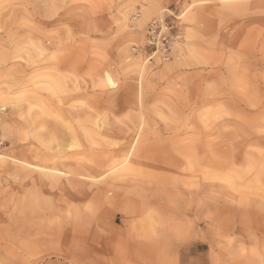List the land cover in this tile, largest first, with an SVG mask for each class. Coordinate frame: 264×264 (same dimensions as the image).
Wrapping results in <instances>:
<instances>
[{
	"label": "rangeland",
	"instance_id": "rangeland-1",
	"mask_svg": "<svg viewBox=\"0 0 264 264\" xmlns=\"http://www.w3.org/2000/svg\"><path fill=\"white\" fill-rule=\"evenodd\" d=\"M0 264H264V0H0Z\"/></svg>",
	"mask_w": 264,
	"mask_h": 264
},
{
	"label": "bare ground",
	"instance_id": "bare-ground-1",
	"mask_svg": "<svg viewBox=\"0 0 264 264\" xmlns=\"http://www.w3.org/2000/svg\"><path fill=\"white\" fill-rule=\"evenodd\" d=\"M241 3V2H240ZM240 3H237L236 4V6L238 7V6H240L241 4ZM250 3H253V4H255L254 2H250ZM212 16H213V14H212ZM197 23V25H198V22H196ZM239 70V69H238ZM244 76V75H243ZM241 78V77H240ZM195 152V151H194ZM246 155V154H245ZM246 157V156H245ZM199 158V157H198ZM252 158V157H251Z\"/></svg>",
	"mask_w": 264,
	"mask_h": 264
},
{
	"label": "crops",
	"instance_id": "crops-1",
	"mask_svg": "<svg viewBox=\"0 0 264 264\" xmlns=\"http://www.w3.org/2000/svg\"><path fill=\"white\" fill-rule=\"evenodd\" d=\"M197 22H198L197 27L200 28V26H199V25H200V21H197ZM196 24H197V23H196ZM207 28H209V27L207 26Z\"/></svg>",
	"mask_w": 264,
	"mask_h": 264
}]
</instances>
